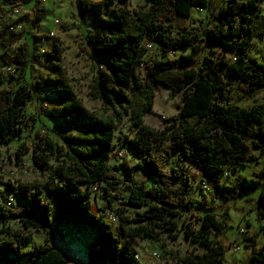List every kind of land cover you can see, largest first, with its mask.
<instances>
[{
	"label": "trees",
	"instance_id": "obj_1",
	"mask_svg": "<svg viewBox=\"0 0 264 264\" xmlns=\"http://www.w3.org/2000/svg\"><path fill=\"white\" fill-rule=\"evenodd\" d=\"M4 1L21 6L38 2ZM146 1L148 8L129 11L128 0H77L83 21L88 17L93 27L82 50L101 62L89 88L102 111L84 105L57 47V55H48L52 65L46 77L27 83L37 47L25 39L15 54L9 52L24 39L23 30L4 33L10 24L0 18V49L5 50L0 54V148L30 132L23 126L24 111L45 90L61 103L59 141L46 137L31 155L40 178L21 185L10 197L11 204L0 193V264H72L61 250L47 244L33 246V232L52 233L61 224L95 231L87 264H141L135 246L147 239L178 264H226L225 247L210 237L213 230L225 231V221L203 203L196 208L195 226L184 219L192 210L188 194L193 185L185 174L170 168L174 154H179V162L199 169L208 190L211 185L225 204L250 201L249 196L258 193L257 218L264 233V169L251 178L237 176L233 186L222 182L237 168L264 159V104L240 105L264 94V64L249 55L253 40L264 41V0H222L217 15L183 30L174 27L172 17L191 20L192 9L207 10L215 0ZM35 12L26 17L28 33L44 16ZM207 49L224 59L205 56L198 61L196 55ZM152 50L157 60L150 57ZM170 55L175 58L169 59ZM9 68L14 74L6 72ZM158 84L171 97L183 95L178 114L165 118L162 129L144 122L153 110V87ZM236 85L245 87L238 101ZM123 119L135 134L125 141L135 161L129 174L122 173V166L110 165L115 131ZM29 151L20 145L18 162ZM143 171L150 187L132 177ZM94 186H103L106 209L119 221L120 236L93 214L89 190ZM116 200L121 201L118 207ZM181 234L199 251L181 257L169 250V243H177ZM251 240L246 244L251 249L248 264H264V249L257 251L255 238Z\"/></svg>",
	"mask_w": 264,
	"mask_h": 264
},
{
	"label": "rangeland",
	"instance_id": "obj_2",
	"mask_svg": "<svg viewBox=\"0 0 264 264\" xmlns=\"http://www.w3.org/2000/svg\"><path fill=\"white\" fill-rule=\"evenodd\" d=\"M102 1V0H91ZM222 0H215L209 9L195 10L192 9L191 20L194 24H190L191 20L182 17H172V24L176 29L197 28V24L206 18H212L218 14V11L224 4ZM246 1V0H241ZM16 4L0 0V18L4 19L7 24H13L14 20L11 16V9ZM127 10L134 11L140 7L148 8L146 0H128ZM111 9H115L114 6ZM34 11H42V17L36 29L28 33L27 24L23 28L24 39L10 48L8 51L15 54L17 48L27 39L35 43L36 59L33 61L26 74V81L29 84H35L43 80L49 72L52 60L48 56L57 55L54 53L55 47L61 51V62L69 77L71 84L81 98L84 105L91 110L102 111V105L98 101L92 100L90 96V84L98 76V68L101 62L98 59H92L82 48L86 47V36L93 31V27L88 23V17L83 21L80 14L77 0H38L30 5H23V15L26 13L30 17H34ZM261 11L264 14V3L261 4ZM19 18L18 21L24 19ZM57 21V23H55ZM54 34V35H51ZM48 37L44 40H33L31 36ZM214 51V50H212ZM4 49H0V54L4 53ZM150 57L157 60L158 56L155 51L149 53ZM249 55L256 58L264 64V41L253 40L249 49ZM223 60V56L216 54L210 55V51L204 50L196 55V59L201 61L203 57ZM175 56L170 55L169 59ZM17 75V74H16ZM245 90L242 85H236L234 99L238 101L240 93ZM155 94L154 107L151 114L144 117L146 125L154 129H162L164 119L175 117L181 106L183 95L179 94L171 97V92L161 84L153 87ZM45 93V94H44ZM264 104V94L259 95L251 100L241 102L240 105L249 108L254 104ZM61 103L53 96L50 90H45L40 95V99L31 102L24 111L23 126L28 127L30 132L23 134L20 139L14 141L8 146L0 148V175L2 184L0 193L4 198H14V193L19 191L21 185L34 182L40 178L38 171L34 168L31 161L33 150L36 145L41 143L42 139L49 137L59 141L61 134L60 121L58 119V111ZM34 127V128H33ZM134 132L129 128L127 119H123L115 131L114 151L111 156L110 165L122 166V173H131V168L135 165V161L131 156V152L126 144V138L133 139ZM26 145L30 149L29 152H23L20 155V162L16 158V153L20 145ZM179 154L173 155L172 165L188 177L193 188L188 194L192 206L191 211L186 213L187 223L196 225L195 216L199 215L196 208L200 203L206 207L212 208L213 213L217 215L219 220L225 221L226 227L222 234L216 231L211 232V239L222 244L225 247V263L226 264H248L251 249L246 247L247 243H251V239L255 238L257 251L264 249V233L262 232L263 224L258 221V207L256 204L257 194L253 193L249 196L250 201H231L227 204L223 203L211 185L209 190L204 192L202 184L207 182L201 175L199 169L188 165L186 162H179ZM264 169V159L258 163H252L247 167L237 168L236 171L230 172L227 178H223L225 185L233 186L237 176L251 178L254 173ZM132 177L141 185L151 186V182L145 172L133 173ZM121 188H118L120 190ZM92 212L99 219L110 224L114 233L120 236L119 221L115 216L106 209L107 202L105 200V192L103 186H94L89 190ZM114 193V192H113ZM117 193V191H115ZM121 201L116 200L115 206L118 207ZM134 210H131L133 213ZM225 218V219H223ZM11 226L16 227L12 221ZM244 230L245 233H241ZM33 246H43L45 244L55 249L61 250L72 264H87L88 251L91 244L96 240L97 236L93 229L89 227H73L71 224L57 225L52 233L40 232L32 233ZM239 244L241 250L234 252L232 245ZM135 249L138 253L141 264H178V261L161 251L158 245L151 240H138ZM168 249L172 250L183 257L188 252L199 251L198 248L191 246L181 234L177 243L168 245ZM158 254L157 258L154 254Z\"/></svg>",
	"mask_w": 264,
	"mask_h": 264
},
{
	"label": "built area",
	"instance_id": "obj_3",
	"mask_svg": "<svg viewBox=\"0 0 264 264\" xmlns=\"http://www.w3.org/2000/svg\"><path fill=\"white\" fill-rule=\"evenodd\" d=\"M35 12V11H34ZM11 16L12 19L14 20V24L13 25H9V27L5 28L4 33H18L21 32L24 28V22L27 20L26 17L30 18V15L28 13H26V17L20 21H18L19 18L24 17L23 15V6L16 4L15 6L12 7L11 9ZM55 23H57V21H55ZM90 23V21H89ZM54 35V34H51ZM149 49H152L151 45H148ZM7 73L9 74H14V70H12L11 68L6 70ZM203 189L204 191H208V187L206 185V183H203ZM9 204H11L12 199H9ZM241 233H245L244 230H241ZM232 249L234 252H239L241 250V247L239 244L235 243L234 245H232ZM157 258H159L160 256L158 254H154Z\"/></svg>",
	"mask_w": 264,
	"mask_h": 264
}]
</instances>
